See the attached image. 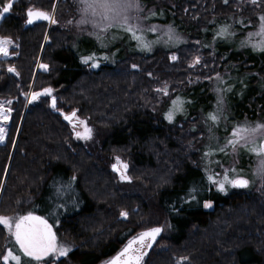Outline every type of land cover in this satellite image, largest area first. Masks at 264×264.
Wrapping results in <instances>:
<instances>
[{"label":"trees","instance_id":"trees-1","mask_svg":"<svg viewBox=\"0 0 264 264\" xmlns=\"http://www.w3.org/2000/svg\"><path fill=\"white\" fill-rule=\"evenodd\" d=\"M148 1L156 15L147 19L170 24L190 44L154 47L150 53L130 44L116 45L105 51L107 60L97 56L96 68L80 59L97 51L88 37L51 29L44 40L42 22L26 24L28 7L50 11L54 0H15L1 18L0 36L11 37L15 45L10 52L15 54L0 58V99L13 101L8 136L0 144V207H15L20 198L32 194L29 210L79 241L82 248L69 253L67 264H96L138 231L132 214L127 221L118 216L121 209L129 211L131 204L139 203L115 193L106 205L98 203L85 183L94 178L97 187L104 185L109 194L118 190L108 169L113 152L119 150L136 167L157 166V158H163L164 169L173 165V154H179L180 163L171 166L168 178L152 193L151 203L163 216L165 232L161 247L146 264H176L181 257L187 258L186 264H264V187L219 193L207 183L190 150L191 137L198 131L192 123L208 114L215 101L208 80L195 79L198 71L189 67L195 53L211 57V72L229 67L240 82L227 96L231 120L264 118V53L240 49L215 34L225 24L243 33L250 30L247 18L254 17L256 5L249 7L248 0ZM5 2L0 0V5ZM174 53L176 61L169 57ZM38 64L48 68L34 74ZM9 65L19 76L7 71ZM165 83L167 95L157 91ZM31 86L59 91L57 109L75 110L91 121L99 144L96 156L102 163L99 174L86 148L73 141L68 124L52 112L50 101L28 103L25 108L24 93ZM177 96L185 101L184 111L169 122L165 113ZM71 177H75L72 189L56 199V189ZM193 188L197 191L190 195ZM206 200L212 201L211 209L203 206ZM92 224L102 230L94 243ZM3 242L1 232L0 252Z\"/></svg>","mask_w":264,"mask_h":264},{"label":"rangeland","instance_id":"rangeland-1","mask_svg":"<svg viewBox=\"0 0 264 264\" xmlns=\"http://www.w3.org/2000/svg\"><path fill=\"white\" fill-rule=\"evenodd\" d=\"M152 1L158 3V2H162L163 0H152ZM248 1H251V0H248ZM140 3L143 9L141 16L147 17V15L149 14V11L152 10V6H150L151 2H149L148 0H140ZM53 5H55V19L57 20V23L52 24L48 21H42L44 26H46L45 36L48 35V32L51 29H55L58 31H61V30L66 31L70 34H73L74 37L84 35L93 42L97 50L96 56H99L100 58L104 56L105 51L110 50L113 46L115 47L116 45H121V44L122 45L130 44L134 49H139L140 51H143L144 53H150L154 47H165V48L174 47L175 48L179 45L182 46V45L190 44L189 40H187V37L183 33L179 32L173 26L172 27L175 29L176 33L180 37V42L179 43H165L166 37H164L162 30L165 29L170 24H161V23H156V22H150L148 19H142L141 26L143 27V29H145V31L142 34L143 39L145 42L151 44V51L141 50L139 47H137V42L130 38L129 33L117 27L110 28L107 32H104L102 34L103 35L102 43L106 46L101 47V41L97 40V37L92 34L94 29L92 28L91 24H87V25H77L76 24V21L80 19L79 0H54ZM53 5H52V8H53ZM252 5L253 4L250 2L249 7H251ZM253 8L255 9V12L253 13L254 17L247 18L248 19L247 24L253 26L250 30H247L245 33H243L240 29L238 30L237 28L231 27L230 31L234 32L235 36H230L227 39H225V38L218 37L216 35L217 39H222L228 43L235 44L240 49H249L253 53H264V51H258V50L254 51L250 44H247L244 46L241 45V41H244L246 39V37L248 36V33L255 32L257 30L256 28V26L258 25L257 17L259 13H264V3H261V4L259 3L258 6L253 7ZM50 11H52V9ZM249 20H252V22ZM69 21H72V23H68ZM153 25L157 26V30L154 32L148 31V29ZM245 25L246 24H244V26ZM217 31L218 29L215 31V34L217 33ZM259 39H260L259 37L254 38V42L258 41ZM44 40L46 39L44 38ZM158 40L160 42L158 43L155 42ZM172 56H176L178 58V55L176 53L169 55L170 60L176 61L177 59L173 60L171 58ZM197 56L200 57V63L196 64L195 67H191V68L197 69L198 71L197 76L194 78L197 80L207 79L210 90L213 93L214 98H215L213 108L209 113L215 112L217 108L218 94H217L216 89L218 87L221 89L231 88V91L223 92L224 110L220 114V119L218 123H214L213 121L208 119L209 113L203 117H200L198 121L192 123L193 124L192 126H194L196 130H198L194 134V137H191V134L188 136L189 140L191 137L190 142L192 144L190 145L191 146L190 150H191V153H193L192 155L196 154V161L198 162L199 167L204 171L207 183L210 186H213L215 191L217 192L219 191L217 190L216 186L207 179L208 175L219 174L217 178H221L224 172L230 168L237 169V171L242 172L250 181H254L253 183L250 184L248 188H245L244 190L251 189V188L253 190L257 187H261V188L264 187L262 186V181L260 180V178L257 176H254L253 174V170L256 166L257 159H258L255 154L250 153L247 150V148L242 147V146H237L236 151H233L231 147H229L226 152L219 151V148L225 145L226 138L230 136L233 126L237 124L242 125L244 124L245 121H248L251 124H255L258 121L264 122V118L258 117V118L251 119L249 117H244L240 120H231L232 113L230 112L229 107H228V99H227L228 97L227 96H229V94H232L234 92L236 85L239 84L240 82L238 81L237 78H235L234 75L231 74V69L229 67H226L224 70H221V71L213 69V72H211V68L214 67L211 57H206L207 55L201 52L195 53L192 55V59H191V62L189 63V67L190 65L193 64ZM8 57H10V55ZM0 58H7V57L0 56ZM40 65L41 64L37 65V67L35 68L34 74H36V71H38V69L39 70L43 69L42 67H40ZM217 73H219L222 78V80L219 82L216 80ZM65 88H67V86L62 87L60 91H62ZM39 90H42V89L35 90L31 86L28 89V91H26V93L32 92V91H39ZM58 92L59 91H55L53 95L57 96ZM43 101L44 103L49 104L48 103L49 98L41 99L39 101L38 100L33 101L32 104L38 105V104H41ZM28 103L29 102L27 99V101L25 102V108L27 107ZM76 116L80 120L86 121L88 127L92 129L91 138L90 139H78L73 132V127H71L70 125H68L70 129L69 132L72 133L71 134L72 139L75 143H78L79 145H82L84 148H86V153L89 157L92 158V165H94V169L97 170L96 172L99 174L101 172L102 163L99 162V157L96 156L97 154H99L97 152L99 149V144L97 143L98 140L95 134V129L92 126L91 121L87 117H84L80 115L79 113H76ZM9 123H10V119L5 125L7 128V136H8ZM209 129H211V132L209 131ZM76 130L83 131V126L82 125L78 126ZM18 133H19V127L14 137L15 138L14 141H16ZM210 136L214 137V139H210ZM174 142L179 143V144L182 143V142H179L178 139H174ZM153 149L154 147L151 146V150ZM174 152H177V151H174ZM154 153L156 156L158 155L156 150L154 151ZM205 153H211V154L206 156ZM173 155H175V158L172 160V163L175 166L180 163L179 159H177L178 156L180 155L179 154H173ZM112 156H113V160L109 165L110 167L108 171L110 174V178L112 179V181L114 182L118 190L114 191L113 194H109L107 187H105L104 185H102L101 187H97L94 178H92L90 181H88V183H85L88 192L92 195L94 199L97 200L98 203L100 202L101 204L103 203L105 205H106L105 201L109 200V198H114V199L116 198L114 196V193L115 195H118L120 198H122V200H126V201L134 200L135 202H138L139 204L141 202L142 208L140 207L139 204L137 205L131 204L129 211L127 209L126 210L121 209L119 211V216H118V220L127 221L129 216L132 214V218L137 220L136 223H137L138 231L148 229L153 226H160L164 228V219H163L162 214L158 212L156 209H154L152 206V203H151L152 193L158 188V185L163 184L165 179L168 178V175L171 172L170 170L172 169L171 166L173 165L169 167L168 165H166L164 169L163 160H162L163 158H159L157 156L158 157L156 160L157 166L136 167V166H133V164L131 163L129 159V156H127L122 150L113 152ZM117 156L120 157V159L128 165L127 170H126V175L131 177V180H121L120 173L113 170L112 165L117 163L116 161ZM164 156L168 157L169 155L164 154ZM159 170L161 171V173H159ZM233 190H237V188L229 187L227 193ZM219 193H222V192H219ZM222 194H226V193H222ZM31 199H32V194L28 193L23 198H20L17 201L15 207L2 205L0 207V215L12 217V218H15L21 215H26L28 212H31L29 210V204H30ZM212 207H213V204H212ZM212 207L208 209H211ZM122 210L127 211L128 213L127 218H124L120 215V212ZM101 215H99V217ZM37 216H41V215H37ZM55 228H56V235H57L58 242L69 245L71 247V251L69 253H71L75 249L82 248L80 247L79 241L77 242L75 239H73L69 235H66L63 232V230H61L59 227H55ZM93 228L96 230L95 231L96 233L93 232L91 229H90V233L91 235H93L91 238L92 240H94L93 241L94 243L97 240L96 237L97 236L100 237L99 232L101 233L102 230L100 231L98 227L96 228V225H94ZM87 230L89 231V229ZM1 232L3 236L4 247H2L1 249L0 256H2L6 252L8 247H13V248L18 249V246L15 245L14 243V238L11 237L9 231L7 230V228H5L3 224H0V233ZM164 232H165V228H164V231L161 237H163ZM161 245L162 244L158 242L156 246L154 247V250L160 248ZM83 247H86V245H83ZM17 254H19V252H17ZM67 256H64V257H67ZM64 257L52 256V258H54L55 260L54 263H56L58 260ZM178 262L179 264L187 263V261H176V264H178ZM0 264H3L2 260H0Z\"/></svg>","mask_w":264,"mask_h":264},{"label":"snow or ice","instance_id":"snow-or-ice-1","mask_svg":"<svg viewBox=\"0 0 264 264\" xmlns=\"http://www.w3.org/2000/svg\"><path fill=\"white\" fill-rule=\"evenodd\" d=\"M14 0H6L3 5H0V18H3L10 12L13 7ZM227 3V0H225ZM253 5L258 6L260 0H251ZM79 12L80 19L76 21L77 25L91 24L94 29L93 35L97 37V40L101 41V47H105L102 43L103 33L107 32L110 28L117 27L130 34V38L137 42V47L141 50L151 51V44L147 43L143 39V32L145 29L141 26V20L147 19L151 16H155L156 13L149 11L148 17H142V5L140 0H79ZM26 23L32 24L35 21H48L52 24H56L55 19V5H53L52 11H46L41 9H35L28 7L25 10ZM258 25L255 32L248 33V36L244 41H241V45L250 44L254 51H264V13L258 14ZM68 23H72L69 21ZM240 23L243 25V21ZM231 25H222L218 29L216 35L221 38L227 39L230 36H235L234 32L230 31ZM157 26H151L148 31H156ZM164 37H166L165 43H179L180 37L176 33L175 29L169 25L162 30ZM259 37L258 41L254 42V38ZM47 40L48 37L45 36ZM155 42H160L155 41ZM14 45V41L11 37L0 36V56L8 57L15 53L10 52V47ZM18 47V45H16ZM104 60L108 59L107 55L102 57ZM176 60V56L171 57ZM80 59L83 63L89 64L91 67L96 68L100 66V59L96 56V53L90 55L81 56ZM200 63V57L197 56L190 67H195ZM40 67L47 69V64H41ZM133 68L136 65H132ZM7 71L9 73H15L19 76L14 66L9 65ZM216 80L219 82L222 80L219 73L216 75ZM53 89L47 87L41 91H32L24 93L28 102L39 100L42 96L51 97V107L57 109V98L53 95ZM158 92L164 95L168 94V87L165 83L162 88L157 89ZM217 108L213 113H209L208 119L214 123H218L220 114L224 110V96L223 92L231 91V88H217L216 89ZM13 101L11 99H0V143H3L7 137L6 124L11 117L13 111L11 105ZM185 101L177 96L171 102V106L165 113V118L171 122L175 119L176 114L184 111ZM57 111H60L57 109ZM64 119L73 123V132L78 139H90L92 135V129L88 127L86 121L80 120L76 116V112L71 114H65ZM83 126V131H77L78 126ZM211 132V129H209ZM210 139L214 137L210 136ZM237 146L247 148L250 153L257 156V163L253 170L254 176H257L262 181L264 186V122H256L251 124L245 121L244 124H237L233 126L232 132L223 147L219 148V151L226 152L229 147L233 151H236ZM211 153H205L210 155ZM117 163L112 165L113 170L120 173L121 180H131V177L126 175L128 165L124 163L120 157H116ZM219 174L208 175L207 179L216 186L217 190L222 193H227L228 188H248L251 183L242 172L237 171L235 168L226 170L221 178H217ZM75 177L69 178L67 185H60L56 189V199L60 198L62 191L72 189V183ZM197 190L193 188L190 192L194 193ZM195 199V196H191ZM205 208L212 207V201H204ZM56 207H64L63 204H58ZM120 215L127 218V211H121ZM56 224H59V219L55 220ZM0 224H3L9 231L12 238H14L15 245L18 249L8 247L6 252L0 256V260L3 264H41L46 257H64L71 251L69 245L59 243L57 240L56 232L53 229V225L43 216H37L33 212H28L26 215H21L15 218L0 215ZM164 231L163 227H151L148 228L136 236L128 240V242L110 259L103 262V264H144V258L148 254V250L152 248L153 243L157 237ZM19 252V254H17ZM186 257H181L180 260H186ZM179 264V262H178Z\"/></svg>","mask_w":264,"mask_h":264},{"label":"water","instance_id":"water-1","mask_svg":"<svg viewBox=\"0 0 264 264\" xmlns=\"http://www.w3.org/2000/svg\"><path fill=\"white\" fill-rule=\"evenodd\" d=\"M6 15H7V14H6ZM26 19H27V18H26ZM42 21H43V20L35 21L34 23H40V22H42ZM34 23H32V24H34ZM26 24H27V25H31V24H28V23H26ZM39 91H41V90H39ZM53 94H54V92H53ZM23 98L25 99L26 97L24 96ZM45 98H49L50 106H51V97L42 96L39 100H41V99H45ZM39 100H38V101H39ZM29 104H32V102L29 103ZM51 108H52V107H51ZM73 111H75V110H73ZM73 111H71V112H69V113H65L64 111H57V109L52 108V112H53L54 114H58V115H60V116L62 117V119L64 120V122H66V123H67L68 125H70L71 127L74 126L73 123H70L68 120L64 119V116H65V114H71ZM75 112H76V111H75ZM153 227H160V226H153ZM144 230H146V229H144ZM144 230H141V231L136 232V233H135L134 235H132L129 239H131L132 237L136 236L138 233H140V232H142V231H144ZM162 233H163V232H162ZM162 233L157 237L156 241L153 243L152 248L148 250V254L145 256L146 259L148 258V256H150L151 252L154 250V247H155L156 244L160 241L161 236H162ZM129 239H127L126 242L120 246V249H121V248H122V247L128 242ZM120 249H119V250H120Z\"/></svg>","mask_w":264,"mask_h":264},{"label":"flooded vegetation","instance_id":"flooded-vegetation-1","mask_svg":"<svg viewBox=\"0 0 264 264\" xmlns=\"http://www.w3.org/2000/svg\"><path fill=\"white\" fill-rule=\"evenodd\" d=\"M45 99H47V98H45ZM37 215V214H36ZM53 229H54V231L56 232V228H55V226H53ZM119 249H120V247H119ZM119 249L114 253V254H112L111 256H109V257H106V258H102L99 262H97L96 264H103V262L104 261H106V260H108V259H110L112 256H114L118 251H119ZM154 251V250H153ZM152 251V252H153ZM152 252H151V254H152ZM151 254H150V256H151ZM150 256H148V258L146 259V258H144V264H146L147 263V261H148V259L150 258ZM67 257H64V258H62V259H60V260H58L56 263H54L55 262V260H54V258H50V257H47V258H45V260L43 261V262H41V264H67ZM33 264H35V262H33Z\"/></svg>","mask_w":264,"mask_h":264}]
</instances>
